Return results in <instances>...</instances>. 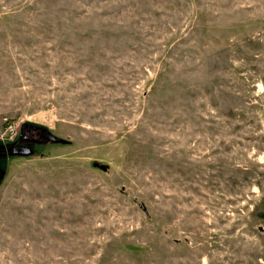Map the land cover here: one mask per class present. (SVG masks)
<instances>
[{
	"label": "rangeland",
	"instance_id": "374dc122",
	"mask_svg": "<svg viewBox=\"0 0 264 264\" xmlns=\"http://www.w3.org/2000/svg\"><path fill=\"white\" fill-rule=\"evenodd\" d=\"M0 264H264V0H0Z\"/></svg>",
	"mask_w": 264,
	"mask_h": 264
},
{
	"label": "flooded vegetation",
	"instance_id": "af4514ba",
	"mask_svg": "<svg viewBox=\"0 0 264 264\" xmlns=\"http://www.w3.org/2000/svg\"><path fill=\"white\" fill-rule=\"evenodd\" d=\"M20 134L18 135V141L17 143H14L13 145H1L0 144V160L4 156H15L18 154L13 155L12 153L15 150H24L27 148L26 144L29 143H37L44 140L43 133L41 132V129L37 126H34L32 124L23 125L20 129ZM1 176V172H0Z\"/></svg>",
	"mask_w": 264,
	"mask_h": 264
},
{
	"label": "water",
	"instance_id": "95a60500",
	"mask_svg": "<svg viewBox=\"0 0 264 264\" xmlns=\"http://www.w3.org/2000/svg\"><path fill=\"white\" fill-rule=\"evenodd\" d=\"M41 132L43 133V138L46 141L49 142H53V143H57L60 142V140L58 138H55L52 134H50L46 129H41ZM31 152L30 149L25 148L24 150H15L12 154H18V155H23V156H27L29 155V153Z\"/></svg>",
	"mask_w": 264,
	"mask_h": 264
}]
</instances>
